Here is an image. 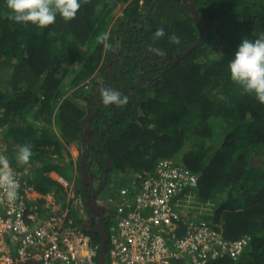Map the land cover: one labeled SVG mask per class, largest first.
<instances>
[{
    "label": "trees",
    "instance_id": "obj_1",
    "mask_svg": "<svg viewBox=\"0 0 264 264\" xmlns=\"http://www.w3.org/2000/svg\"><path fill=\"white\" fill-rule=\"evenodd\" d=\"M191 3L206 24L200 45L206 29L188 10ZM7 13L0 0V155L23 180L43 196L53 194L85 229L80 219L89 204L80 213L65 186L49 177L74 178L79 161L70 146L83 145L88 162L104 161L110 170L105 192L113 201L100 195L110 221L131 212L146 175L172 161L198 179L175 197L178 238L189 224L205 222L219 238L247 245L237 258L210 251L203 264H264V104L244 93L228 69L244 38L264 36V0H81L75 19L57 16L43 29ZM158 29L163 37H155ZM102 33L113 48L97 43ZM172 34L179 44L169 41ZM98 77L114 80L128 103L98 104ZM25 144L33 156L19 164L16 153ZM78 193L89 202L84 186ZM33 203L40 217L48 216L45 198ZM88 233L101 249L100 235ZM171 264L194 263L178 257Z\"/></svg>",
    "mask_w": 264,
    "mask_h": 264
},
{
    "label": "built area",
    "instance_id": "obj_2",
    "mask_svg": "<svg viewBox=\"0 0 264 264\" xmlns=\"http://www.w3.org/2000/svg\"><path fill=\"white\" fill-rule=\"evenodd\" d=\"M11 170L18 183V198L14 202H0V264L29 261L99 264V245L74 224L68 209L62 210L55 198L39 194L16 168ZM63 183L69 187L68 202L73 201L74 207L83 213L85 202L81 194L66 181ZM197 184V177L187 170L178 168L172 161H161L153 175H146L138 194L135 193V208L116 218L110 228L105 264H170L180 256L190 258L194 264H203L210 251L214 256L218 253L233 258L240 256L247 245L246 239L219 238L205 222L189 224L188 234L178 238L176 222L181 216L175 211V197L184 186ZM125 191L122 193L126 194ZM39 198L47 200L43 209L50 211L48 216L40 217L33 203Z\"/></svg>",
    "mask_w": 264,
    "mask_h": 264
},
{
    "label": "clouds",
    "instance_id": "obj_3",
    "mask_svg": "<svg viewBox=\"0 0 264 264\" xmlns=\"http://www.w3.org/2000/svg\"><path fill=\"white\" fill-rule=\"evenodd\" d=\"M88 2L89 0H83L84 4ZM144 3L145 0L143 2L140 0L141 5ZM6 8L8 9L7 18L11 21L18 24H32L39 29H43L54 24L57 16L66 23L75 19L77 12L81 8V0H6ZM164 35L163 29H158L155 33L156 38ZM168 39L173 44L180 43V38L175 34L170 35ZM96 41L98 44L103 45L105 49L113 48V44L109 42L108 33L98 35ZM116 46L118 47L119 45L117 44ZM228 69L231 80L240 86L244 93L254 94L258 102L264 104V36L254 41L244 38L235 53V58L228 63ZM100 96L101 102L105 106H123L128 103L127 96L111 87L103 88L100 91ZM32 156V146L25 144L19 147L15 159L19 164H27ZM79 179L81 178L74 176L71 181L66 179L64 181L79 194L78 188L80 186L77 187ZM73 181L75 182L72 183ZM63 182L61 183L64 185ZM65 188L68 192L69 187L65 186ZM86 197L90 198L91 196L86 195ZM17 198L18 183L12 174L10 162L7 156L0 155V202L4 200L14 202ZM84 202L85 205L88 203L85 200ZM83 214H85V211ZM80 228L88 233L87 230ZM179 258L187 257L180 256ZM23 264L32 263L29 261L23 262Z\"/></svg>",
    "mask_w": 264,
    "mask_h": 264
},
{
    "label": "crops",
    "instance_id": "obj_4",
    "mask_svg": "<svg viewBox=\"0 0 264 264\" xmlns=\"http://www.w3.org/2000/svg\"><path fill=\"white\" fill-rule=\"evenodd\" d=\"M74 146L79 147V153H80V151L83 152V158H82V162H80V173H79V174H81L80 186L81 187H83L84 185L88 186V188H87L88 193L90 191L91 192L98 191V193H100L99 191L101 189H98L97 184L93 183V181H94L93 179H92V184L91 185L90 184L89 185L86 184V177L84 175H85V173L86 174L88 173V167H86V166L84 167V160L83 159L85 158V155H87V151H83L82 150L83 149V145H73V146H70L69 147V150L71 152L72 159L75 162H77L78 159L75 158V155L76 154L73 151ZM76 150H78V149H76ZM77 169H78V165H77ZM27 171H28V169L26 171H24V172L27 173ZM91 171H92V169H91ZM49 177L52 178V179H55L57 181H60V182H63L65 180L64 177L61 176L58 172H51L49 174ZM98 193H95L94 196H93V193H89L90 196H93V199H89L90 201L88 202V204H89L88 212L89 213L86 214V215H81L83 217H81L82 219H80L81 220V224H82V226H84V228L85 227H88L89 225L92 226L93 225V221H95V219L97 220L95 214L101 213L103 215V213L106 212V208H107L106 207V200L104 198L100 197V195H104L107 199H108V195H107L106 192L104 193V191H103V193L102 192L100 194H98ZM110 193H112V190H110ZM47 196L50 197L51 199L54 198V195L53 194H48ZM107 215H108V213H107ZM95 223L97 224L98 223V220ZM95 229H97V228H95ZM98 229H99V226H98Z\"/></svg>",
    "mask_w": 264,
    "mask_h": 264
},
{
    "label": "flooded vegetation",
    "instance_id": "obj_5",
    "mask_svg": "<svg viewBox=\"0 0 264 264\" xmlns=\"http://www.w3.org/2000/svg\"><path fill=\"white\" fill-rule=\"evenodd\" d=\"M109 70L110 69H108V72H109ZM107 82V83H106ZM102 83H103V88H105V86L107 85L108 87H111V88H113V89H115V90H117V87L115 86V82H114V80H110L109 82L107 81V80H105L104 78H103V81H102ZM99 100H98V104H102V102H101V97H99L98 98ZM100 104V105H101ZM99 105V106H100ZM88 131V130H87ZM89 152H87V155H85V158H84V167L86 166H88V165H90V164H92V171H93V173L94 174H96L95 172H97L98 170H99V172L101 171V170H103V174L102 175H99V176H95L93 173H92V171H91V168H88V173L86 174L85 173V177H86V184H92V179L94 180L93 181V183H96L97 182V186H98V189H101L99 192L101 193H103V191L105 192V187H108V179H109V169L108 168H105V165H106V163L104 162V161H101V160H98V161H100V163L97 161V160H94V161H91V163L90 162H88V156H89ZM98 158V157H97ZM97 162V163H96ZM103 163V165H101ZM95 171V172H94ZM80 177H81V175H80ZM81 180V179H80ZM134 185V184H133ZM84 187L87 189L88 188V186H86V185H84ZM94 193H98V191H94ZM100 193H98V194H100ZM96 215V218H97V220H98V223L96 224L95 222H97V220L95 219V221H93V225L92 226H94V228H96V226L98 225L99 227H102L103 229H105L106 231H107V233H108V237H109V232H110V228L116 223V220H111L110 221V215L108 214H105V215H102L101 213H99V214H95ZM100 221V222H99ZM97 226V227H98ZM110 226V227H109ZM95 234H98L97 232H94ZM98 235H100V234H98ZM100 237H101V239H102V236L100 235ZM108 243V242H107Z\"/></svg>",
    "mask_w": 264,
    "mask_h": 264
},
{
    "label": "water",
    "instance_id": "obj_6",
    "mask_svg": "<svg viewBox=\"0 0 264 264\" xmlns=\"http://www.w3.org/2000/svg\"><path fill=\"white\" fill-rule=\"evenodd\" d=\"M187 8H188V10H190L196 16V18L199 21H201V23L203 24L204 28L206 29V24H205L204 20L201 18V16L198 14V11L196 9V4L195 3H191V4H189L187 6ZM206 35H207V29L205 30L204 35L202 36L201 40L199 41V43L197 45H200L202 43V41H203V39H204V37ZM167 60H169V62H173V63H176V61H177V60L171 61L170 59H167ZM84 192L86 193V195H88L87 189L85 187H84ZM94 194L95 193H93V196H94ZM93 196H91L89 199H93ZM96 228L97 229H95L93 226L89 225L88 227H85V230H87L89 232H92V233L97 232L98 234H100L102 236V244H101V250H100L99 264H105L106 253H107L108 233L102 227H99V229H98V227H96Z\"/></svg>",
    "mask_w": 264,
    "mask_h": 264
},
{
    "label": "rangeland",
    "instance_id": "obj_7",
    "mask_svg": "<svg viewBox=\"0 0 264 264\" xmlns=\"http://www.w3.org/2000/svg\"><path fill=\"white\" fill-rule=\"evenodd\" d=\"M121 8H122L121 6H118V7L116 8V13L121 14V11H122ZM110 65H111V63L109 62L107 66L110 67ZM97 81H98V84H101L102 81H103V78H102V77H98V78H97ZM86 128H87V127H86ZM5 148H6V146H5ZM74 148H75V149H74ZM74 148H73V151H74L75 154H76V155H75V158L78 159L77 162L79 161L78 169L75 168V170H74V176L80 177V175H81V174H79V173H80V162H82L83 152L80 151V153H79V147L74 146ZM76 149H78V150H76ZM84 165H85V164H84ZM87 167H88V168H92V164L88 165ZM94 172H95V171H94ZM95 173H96V174H95L96 177L99 176V175H102V172H99V170H98L97 172H95ZM80 178H81V177H80ZM74 182H75V181H73L72 183H74ZM80 182H81V180L79 179V180L77 181V183H78L77 187L80 186ZM95 184H97V182H96ZM185 199H186V198H185ZM185 204L187 205L188 213H189L191 210L194 209L192 206H190V204H192V200H191L190 198H188V199L186 200V203H185ZM157 264H159V263H157Z\"/></svg>",
    "mask_w": 264,
    "mask_h": 264
},
{
    "label": "bare ground",
    "instance_id": "obj_8",
    "mask_svg": "<svg viewBox=\"0 0 264 264\" xmlns=\"http://www.w3.org/2000/svg\"><path fill=\"white\" fill-rule=\"evenodd\" d=\"M31 263H32V264H36V262H34V261H31Z\"/></svg>",
    "mask_w": 264,
    "mask_h": 264
}]
</instances>
